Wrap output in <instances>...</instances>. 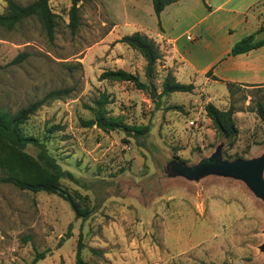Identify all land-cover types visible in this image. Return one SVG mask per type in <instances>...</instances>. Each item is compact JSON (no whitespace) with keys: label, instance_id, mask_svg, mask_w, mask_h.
<instances>
[{"label":"rangeland","instance_id":"1","mask_svg":"<svg viewBox=\"0 0 264 264\" xmlns=\"http://www.w3.org/2000/svg\"><path fill=\"white\" fill-rule=\"evenodd\" d=\"M71 6L72 0L50 1L58 15L53 38L37 17L13 29L0 27V106L16 112L44 100L22 131L43 142L73 173L75 179L63 177L61 187L90 213L78 217L58 194L1 183L0 264H29L41 252L45 257L36 264H74L80 233L87 264H264V199L236 175L178 168L181 163L194 167L218 149L225 160L264 157V120L257 111V103L264 105V82H234L229 91L224 81H206L198 71L194 76L186 61L179 81L196 88L164 94L168 70L177 75L174 67H166L169 54L152 0H79L74 30ZM6 7L0 0V13ZM258 8L261 12L262 5ZM252 12L248 20L256 25ZM224 13L218 11L209 22H235V37L247 35L238 13L231 14L237 18ZM135 31L153 38L162 51L152 79L145 75L142 53L117 41ZM194 31L182 29L181 43L184 53L190 49V56L202 59L205 48L192 47L195 40L185 36ZM21 53L25 58L14 61ZM117 69L137 74L145 87L102 78ZM52 90L68 91L44 99ZM103 94L108 115L147 125L148 132L134 135L87 124ZM208 102L234 107L239 132L232 141L207 116ZM25 150L39 153L31 143Z\"/></svg>","mask_w":264,"mask_h":264},{"label":"trees","instance_id":"2","mask_svg":"<svg viewBox=\"0 0 264 264\" xmlns=\"http://www.w3.org/2000/svg\"><path fill=\"white\" fill-rule=\"evenodd\" d=\"M6 1V10L3 13H0V27L13 29L20 22L31 17H37L46 28L48 36L50 38L54 37L58 15L53 12L50 7L51 0H33L26 4H22L18 0ZM78 1L79 0H72V6L70 9V26L73 30L79 24ZM176 1L178 0H152L153 10L157 17L160 30L163 29L160 17L161 12L167 5ZM202 1L205 2V0ZM207 7L209 8L208 5ZM262 32H264V24H261L258 30L251 32L236 41L224 59L227 56L247 53L253 49L264 46V37H258ZM117 41L127 43L142 53L146 61L145 75L147 78L152 79L156 72L157 61L163 56L157 42L140 31L124 35ZM25 56L26 53H21L14 61L20 62ZM214 67L215 66L207 71L206 76L217 81L222 80L213 74ZM1 68L2 65L0 63V70ZM102 78L130 81L138 88L145 87V84L140 80V77L137 74L124 69L105 71L102 74ZM226 85L229 91H231V87L235 85V83L226 82ZM195 88L196 86L193 82L183 83L177 80L171 70H168L164 78L162 93L192 92ZM66 91L68 90H52L44 99L60 98ZM43 101L44 100L32 102L21 107L16 112H12L9 109L0 106V171L3 173V175L0 176V184L11 183L24 190L34 192L46 191L58 194L70 202L78 217L86 218L90 213L89 210L82 208L74 197L64 190L60 184L61 179L65 176L75 179L73 173L62 168L56 159L48 153L43 142L36 137L24 134L22 131V124L35 113ZM108 102V97L105 94L100 98H97L95 100V107L92 108L95 117L86 123L92 124L95 122L96 125L104 131L122 129L127 133H132L134 135H144L148 132L149 127L147 125L128 124L121 116L108 115L106 110V104ZM172 108L181 110V107L178 105H174ZM205 111L220 134L231 141L238 135L239 130L235 123V110L233 106H230L228 109H221L214 103L208 102L205 105ZM257 111L264 120V105L260 102L257 103ZM29 143L39 147V153L37 156H33L25 150ZM70 228L71 225L69 226V229ZM69 232L70 231H68L66 235H69ZM83 248V234L80 233L74 264H87L82 255ZM44 257V252L38 253L29 264H36Z\"/></svg>","mask_w":264,"mask_h":264},{"label":"crops","instance_id":"3","mask_svg":"<svg viewBox=\"0 0 264 264\" xmlns=\"http://www.w3.org/2000/svg\"><path fill=\"white\" fill-rule=\"evenodd\" d=\"M232 5L236 7H231ZM260 5H262L261 12L258 10ZM242 6H244L243 9ZM250 10L253 11L251 15L254 16L256 25L251 24L250 20H248L249 15L247 13ZM218 11H224V15L238 13L237 15L241 17V19L239 18L240 24L246 30L244 33L249 34L258 30L262 21H264V0H205V2L202 0H178L167 5L161 12L160 17L163 27L161 40L165 48H167L166 52L169 54L166 56L169 58L166 67L175 68L178 80H180V73L183 71L182 65L186 61L192 64L195 71L194 76L197 75L196 71H198L205 75L206 81L210 80L211 78L206 76L207 71L222 56L226 55L232 45L240 39V37H235L237 23L214 24L212 21L209 22ZM237 15L231 16L237 18ZM184 28L186 31L195 30V33H192L195 37L192 47L200 46L205 48V55L202 59L190 56V49L184 53L183 48L185 46L181 43L184 34L182 29ZM185 36L187 39V34ZM203 37H205L204 41ZM174 63L177 66H173ZM213 74L225 83L264 82V46L247 53L227 56L213 68Z\"/></svg>","mask_w":264,"mask_h":264},{"label":"water","instance_id":"4","mask_svg":"<svg viewBox=\"0 0 264 264\" xmlns=\"http://www.w3.org/2000/svg\"><path fill=\"white\" fill-rule=\"evenodd\" d=\"M151 98H156L157 92L152 88ZM188 171L190 174L206 173L216 171L218 173L232 174L241 177L253 189V191L264 199V157L245 159L237 158L235 160L222 159L221 150L218 149L210 158L203 160L194 167H186L182 163L178 168ZM264 252V242L260 245Z\"/></svg>","mask_w":264,"mask_h":264},{"label":"built area","instance_id":"5","mask_svg":"<svg viewBox=\"0 0 264 264\" xmlns=\"http://www.w3.org/2000/svg\"><path fill=\"white\" fill-rule=\"evenodd\" d=\"M187 39L191 41V40H194L195 37L192 34H188Z\"/></svg>","mask_w":264,"mask_h":264}]
</instances>
